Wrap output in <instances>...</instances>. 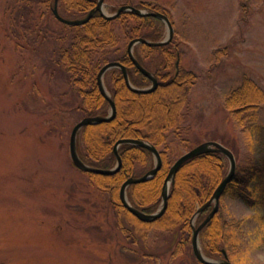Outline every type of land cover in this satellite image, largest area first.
<instances>
[{
    "label": "rangeland",
    "instance_id": "obj_1",
    "mask_svg": "<svg viewBox=\"0 0 264 264\" xmlns=\"http://www.w3.org/2000/svg\"><path fill=\"white\" fill-rule=\"evenodd\" d=\"M17 2L0 0V264H200L191 242L179 244L171 233L151 227L136 231L74 167L69 138L83 118L76 110L80 98L52 63L61 44L42 40L34 29L48 23L38 12L32 17L18 9ZM143 3L167 14L179 69L195 77L179 137L167 136L173 161L206 142L238 151L242 161L248 154L244 134L225 100L244 79L264 91V0H105L104 13L122 5L147 11L139 7ZM60 14L68 18L63 9ZM255 113L258 162L264 103ZM220 203L225 220L243 222L233 230L238 257L231 260L264 264V240L255 235L264 233V196L255 208L242 198Z\"/></svg>",
    "mask_w": 264,
    "mask_h": 264
},
{
    "label": "trees",
    "instance_id": "obj_2",
    "mask_svg": "<svg viewBox=\"0 0 264 264\" xmlns=\"http://www.w3.org/2000/svg\"><path fill=\"white\" fill-rule=\"evenodd\" d=\"M57 1L59 15L65 19H75L85 17L97 0ZM17 3L20 5L18 9L27 11L32 17L38 12L42 22L48 23L46 28L37 23L35 27L33 25L38 32L37 36L42 37V40L49 37L61 44L52 53V63L68 75L69 86L80 98L76 110L83 114V118L105 117L109 114V103L97 87V74L107 63H121L127 69L133 87L146 88L150 85L149 79L133 65L127 47L131 40L137 38L161 41L165 29L161 20L151 16H137L131 12L122 13L115 20H108L95 13L84 25L68 26L55 19L52 13L55 0H18ZM139 7L164 13L151 3H143ZM61 9L68 18L60 14ZM133 54L141 66L157 77L158 87L153 92L138 94L126 86L120 69L108 71L104 83L115 103V117L110 122L82 128L77 136V152L87 165L108 170L116 165L113 147L117 141L137 139L155 146L161 156V168L151 180L127 188L131 206L152 214L161 204L162 187L174 163L171 147L166 145L167 136L172 132L179 137L183 111L188 104V95L195 77L191 72H182L180 69L177 72L179 48L175 39L158 47L138 44ZM262 103L264 91L250 79H244L225 100V107L233 114V121L244 134L242 143L247 147L248 154L242 158L244 163L239 162L238 151L228 148L235 157L236 170L220 200L242 198L249 208H255L264 196V154L256 162L259 140L254 138L259 131L255 112ZM118 153L121 167L117 173H85L94 187L108 195L115 212L129 225L135 226L134 229L140 234L151 227L171 233L178 238L179 244L191 242V219L226 176L229 169L227 159L219 153L211 152L185 162L171 185L164 214L152 223H143L123 207L119 191L127 179L143 176L154 167L153 155L149 150L134 145H122ZM211 209L212 206H209L197 216L195 227L204 221ZM221 210L220 203L218 212L201 230L200 246L205 256L223 259L225 252L230 261L238 257L233 230L241 229L243 222L225 220ZM255 235L264 240V233ZM231 261L243 264L240 257Z\"/></svg>",
    "mask_w": 264,
    "mask_h": 264
},
{
    "label": "water",
    "instance_id": "obj_3",
    "mask_svg": "<svg viewBox=\"0 0 264 264\" xmlns=\"http://www.w3.org/2000/svg\"><path fill=\"white\" fill-rule=\"evenodd\" d=\"M52 12H53V15L57 21H59L62 24L68 25V26L84 25L85 23H87L90 20V18L96 12H98L103 18L108 19V20H115L122 13L131 12L137 16H151V17L157 18L165 24L168 33H167L166 38L163 41L150 42V41L143 39V38H137V39L131 40L128 44V47H127V52H128V55H129L133 65L145 77H147L151 81V85L148 88L139 89V88L133 87L130 84L126 68L119 62H110V63H107L106 65H104L103 67H101V69L99 70V72L97 74V87H98L100 94L109 103V107H110L109 114L106 117H101V116L85 117V118L81 119L77 124L74 125V127L72 128L71 134H70V138H69L70 159H71V162L74 165V167L77 168L78 170L82 171V172L90 173V174H98V175H113V174L117 173L121 167V158L119 156L118 150L122 145H134V146H139V147H142V148L149 150L152 153L154 160H155L154 167L150 171H148L145 175H143L141 177H130L129 179H127L121 185V188L119 191V199H120V202L123 205V207L131 215H133L136 219H138L140 222L152 223V222L156 221L157 219H159L164 214L166 207H167V200L169 197V187L174 182V179H175V176H176L178 170L180 169V167L185 162H187L188 160H190L196 156L206 154V153H211V152H215V153H219V154L223 155L229 163V171H228L227 175L223 178L221 183L216 187L211 198L202 207H200L195 212V214L193 215V217L191 219V227H192L191 246H192V252H193L196 260L200 264H232L228 260V257L225 254V252H224V258L222 260H214V259H210L207 256H205L201 250L200 240H199V235H200L201 230L206 226V224L218 212L220 199L224 193V190H225L227 184L232 180V178L235 174L236 160H235L233 153L229 149H227L226 147H224L223 145H221L218 142H206V143H202V144L196 146L195 148H193V149L189 150L188 152H186L185 154L181 155L172 164V166L169 169V172L165 178L164 185H163L162 191H161V199H162L161 206L155 213H152V214L144 213V212L134 208L133 206H131V204L128 201L126 191H127V188L133 184L144 183V182L151 180L152 178L155 177V175L157 174V172L161 168L162 160H161L160 153L153 145H151L148 142L143 141V140L129 139V138L121 139V140L117 141L113 147V153H114V156L116 158V165L114 168L108 169V170L97 169V168H94V167L87 165L86 163H84L80 159L78 152H77V136H78V133L81 131L82 128H84L85 126H88V125H92V124L110 122L115 117V114H116L115 103H114L113 99L111 98V96L109 95V93L107 92L106 87L104 85V81H103L105 74L109 70L120 69L122 72L126 86L131 91H133L135 93L146 94V93L153 92L157 88V86H158L157 79L155 78V76L153 74H151L150 72L145 70L138 63V61L136 60V58L133 55V49H134L135 45H137V44H145L149 47H158V46L166 45L169 42H171V40L173 39V27H172L171 22L168 19V17L162 13H159V12H145L144 10L138 9V8L130 6V5L121 6L112 15H106L104 13V0H97L95 8L93 10H91L82 19L69 20V19H65V18L61 17L57 11V0H55ZM177 64H178V62H177ZM209 206H212L210 213L208 214V216L204 219V221L198 227H195L194 221H195L196 217L205 208H207Z\"/></svg>",
    "mask_w": 264,
    "mask_h": 264
},
{
    "label": "flooded vegetation",
    "instance_id": "obj_4",
    "mask_svg": "<svg viewBox=\"0 0 264 264\" xmlns=\"http://www.w3.org/2000/svg\"><path fill=\"white\" fill-rule=\"evenodd\" d=\"M57 3H58V1H57ZM96 3H97V1H96ZM96 3H95V6H96ZM95 6H94V8H95ZM131 6H132V5H131ZM94 8H93V9H94ZM136 8H138V7H136ZM93 9H91V10H93ZM138 9H139V8H138ZM91 10H90V11H91ZM90 11H89V12H90ZM147 11H150V10H147ZM89 12H88V13H89ZM153 12H155V11L153 10ZM88 13H87V14H88ZM96 13H98V12H96ZM94 14H95V13H94ZM94 14H93V15H94ZM75 19H80V18H75ZM75 19L71 18V19H69V20H75ZM134 48H135V47H134ZM133 52H134V49H133ZM134 57H135V56H134ZM136 60H137V59H136ZM178 60H179V57H178ZM138 63H139V62H138ZM139 64H140V63H139ZM142 67H143V66H142ZM176 67H177V72H178V69H179V63H178V64L176 63ZM143 68H144V67H143ZM136 69H137V68H136ZM144 69H145V68H144ZM111 70H112V69H111ZM137 70H138V69H137ZM145 70H146V69H145ZM109 71H110V70H109ZM120 71H121V70H120ZM126 71H127V69H126ZM138 71H139V70H138ZM148 72H149V71H148ZM150 73H151V72H150ZM127 74H128V71H127ZM151 74H153V73H151ZM105 75H106V74H105ZM153 75H154V74H153ZM122 76H123V75H122ZM154 76H155V75H154ZM104 77H105V76H104ZM128 78H129V76H128ZM155 78L157 79L156 76H155ZM147 79H148V78H147ZM103 81H104V78H103ZM149 81H150V80H149ZM157 81H158V79H157ZM130 84H131V83H130ZM158 84H159V82H158ZM104 85H105V83H104ZM150 85H151V81H150ZM150 85H149V86H150ZM149 86H148V87H149ZM148 87H146V88H148ZM157 87H158V86H157ZM139 89H145V88H139ZM106 90H107V88H106ZM107 92H108V90H107ZM108 93H109V92H108ZM109 95H110V94H109ZM154 147H155V146H154ZM155 148H156V147H155Z\"/></svg>",
    "mask_w": 264,
    "mask_h": 264
}]
</instances>
